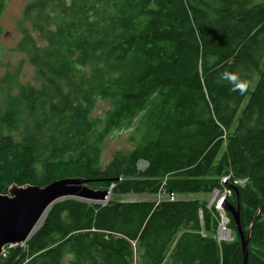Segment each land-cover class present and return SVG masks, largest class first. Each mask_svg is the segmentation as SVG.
I'll list each match as a JSON object with an SVG mask.
<instances>
[{"label":"trees","instance_id":"1","mask_svg":"<svg viewBox=\"0 0 264 264\" xmlns=\"http://www.w3.org/2000/svg\"><path fill=\"white\" fill-rule=\"evenodd\" d=\"M22 18L44 38L23 44L46 82L0 89V192L69 174L112 186L102 204L54 202L0 264H241L229 213L233 238L218 240L219 214L199 196L227 173L245 179L244 233L255 215L246 264H264V0H31ZM99 99L109 107L95 115ZM124 127L131 148L101 167ZM163 186L193 196L119 199Z\"/></svg>","mask_w":264,"mask_h":264},{"label":"rangeland","instance_id":"2","mask_svg":"<svg viewBox=\"0 0 264 264\" xmlns=\"http://www.w3.org/2000/svg\"><path fill=\"white\" fill-rule=\"evenodd\" d=\"M28 1L31 0H5L4 7L0 15V89L2 91H5L7 86H10L9 90L13 94L17 92V88L19 84H24V85L29 84L39 87L41 84L46 82V75L38 68L37 65L30 62L28 51L26 50L23 44V40L27 36V34H29L32 37L33 41L36 44L39 45L45 44L43 36L39 33L38 30L34 28L32 21L30 19L22 18L23 7ZM253 1L254 3H259L262 2L263 0H253ZM2 91H0V104L3 96ZM108 107H109V103L106 100L99 99L96 102L93 112L95 115H100ZM131 130L132 127H128V128L124 127L121 129L113 130L106 136L103 142L102 152H101V162H100L101 167L104 168L106 164L109 163L115 151L120 149L131 148L133 144L132 140L129 138ZM139 166L142 167V164L141 165L139 164ZM74 168L75 166H70L63 170L64 172L71 173L72 171L75 170ZM63 177H75V175L69 174ZM162 184H165V178ZM88 186L95 189H107L101 187L102 185L100 184H95L93 186L88 185ZM111 186L112 185L108 187L110 192L107 194V197L103 201L94 202V200H92L93 201L92 203H100V204L105 203L110 198ZM224 189H227V185H218V187L213 188L210 193L199 194V196H203V198L208 199L206 207H209L211 204H214L213 201L214 199L212 198L213 191L217 190L219 194L223 195ZM231 190L233 189L231 188ZM169 193L170 192H168L166 188L163 186L154 195L145 194V193L144 194L130 193L119 196V199L123 201H134V200H142V199L161 200V199H167ZM174 194H176L177 197L180 199H187L193 196L192 194H178V193H174ZM228 196L229 195H227V193L224 196L226 202H229ZM82 201L89 202V200H82ZM49 209L46 211L40 222L34 228L28 239L42 225ZM215 210L219 214V211L217 209ZM220 213H222V211ZM225 226L227 229H229L230 234L228 238H224V237L222 238L221 235L223 233H221V235L219 234V237H221L223 240L226 241L231 240L233 238L234 231H231V229L227 226V223L225 224ZM216 231L218 232V229ZM216 235L218 236V234ZM27 240L21 243L20 245L24 246Z\"/></svg>","mask_w":264,"mask_h":264},{"label":"water","instance_id":"3","mask_svg":"<svg viewBox=\"0 0 264 264\" xmlns=\"http://www.w3.org/2000/svg\"><path fill=\"white\" fill-rule=\"evenodd\" d=\"M139 164L141 165L142 162ZM224 182L236 193L235 186ZM86 183L87 179L84 177H63L43 186L12 183L5 193L0 192V255L3 253L4 246L21 244L26 241L46 211L57 200L68 197L97 202L103 201L110 192L109 189L89 187ZM221 206L229 213L234 223L240 241L241 264H246L251 225L255 215L247 232L244 233L239 220L237 193L235 204L223 199ZM218 238H221L219 234Z\"/></svg>","mask_w":264,"mask_h":264},{"label":"built area","instance_id":"4","mask_svg":"<svg viewBox=\"0 0 264 264\" xmlns=\"http://www.w3.org/2000/svg\"><path fill=\"white\" fill-rule=\"evenodd\" d=\"M224 181H226V182L228 181L227 180V176H223L221 178V183L222 184L225 183ZM241 182L242 181L237 180V183H241ZM217 193H218L217 190L213 191L212 198L214 200L213 199H211V200L214 201V204H211V205H213L214 209H217L219 211V221H218V228H217L218 229V232H217V234H220V230L221 229H226V226H225L226 221L225 220H228V219H226L227 217L225 215V212L226 211L224 210L223 206H221V203H222V201H223L224 196L226 195V193H227V195H230L231 194V188L229 186H227V189H224V192H223L224 194L223 195H221L219 193L217 194ZM177 198H178L177 195L174 194V193H172V192H170L169 195L167 196V199H169V200H175ZM221 211H222V213H220ZM217 239L220 240L222 238H218V236H217Z\"/></svg>","mask_w":264,"mask_h":264},{"label":"bare ground","instance_id":"5","mask_svg":"<svg viewBox=\"0 0 264 264\" xmlns=\"http://www.w3.org/2000/svg\"><path fill=\"white\" fill-rule=\"evenodd\" d=\"M224 176H227V180H229L230 183H231L233 186H235V187H236V185H241V184L245 181V179H239V178H236V177L230 180V178H232L230 173H227V174L224 175ZM222 177H223V176H222ZM222 177H221V178H222ZM237 180H240V181H242V182H241V183H237ZM227 182H228V181H227ZM220 184H221V185H227V186H228V184H226V183L222 184V183H221V179H220ZM122 203H123V202H122ZM214 211H215V210H214ZM226 217H227V216H226ZM227 218H228V217H227ZM225 221H226V223H227V220H225ZM226 223H225V224H226ZM221 233H223V234L221 235ZM229 234H230V233H229V229H227V228H226V229H221V230H220V235H221L222 238H223V237H224V238H228Z\"/></svg>","mask_w":264,"mask_h":264},{"label":"clouds","instance_id":"6","mask_svg":"<svg viewBox=\"0 0 264 264\" xmlns=\"http://www.w3.org/2000/svg\"><path fill=\"white\" fill-rule=\"evenodd\" d=\"M231 79H235V78L232 77ZM240 90L243 91V86H240Z\"/></svg>","mask_w":264,"mask_h":264}]
</instances>
